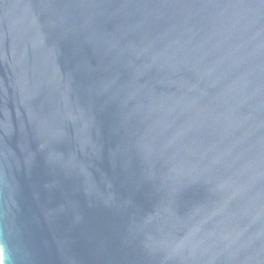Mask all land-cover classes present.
<instances>
[{
    "label": "water",
    "instance_id": "obj_1",
    "mask_svg": "<svg viewBox=\"0 0 264 264\" xmlns=\"http://www.w3.org/2000/svg\"><path fill=\"white\" fill-rule=\"evenodd\" d=\"M3 264H264V0H0Z\"/></svg>",
    "mask_w": 264,
    "mask_h": 264
},
{
    "label": "bare ground",
    "instance_id": "obj_2",
    "mask_svg": "<svg viewBox=\"0 0 264 264\" xmlns=\"http://www.w3.org/2000/svg\"><path fill=\"white\" fill-rule=\"evenodd\" d=\"M0 258H1V260H2V257H1V248H0Z\"/></svg>",
    "mask_w": 264,
    "mask_h": 264
},
{
    "label": "rangeland",
    "instance_id": "obj_3",
    "mask_svg": "<svg viewBox=\"0 0 264 264\" xmlns=\"http://www.w3.org/2000/svg\"><path fill=\"white\" fill-rule=\"evenodd\" d=\"M0 264H3L1 258H0Z\"/></svg>",
    "mask_w": 264,
    "mask_h": 264
}]
</instances>
